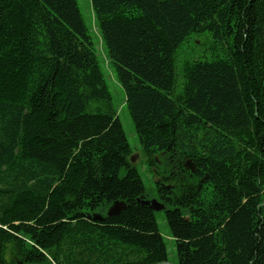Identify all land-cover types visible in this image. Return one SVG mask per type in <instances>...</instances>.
<instances>
[{
    "label": "trees",
    "instance_id": "trees-1",
    "mask_svg": "<svg viewBox=\"0 0 264 264\" xmlns=\"http://www.w3.org/2000/svg\"><path fill=\"white\" fill-rule=\"evenodd\" d=\"M89 1L102 52L76 0H0V264L168 261L103 51L176 264H264V0Z\"/></svg>",
    "mask_w": 264,
    "mask_h": 264
},
{
    "label": "rangeland",
    "instance_id": "rangeland-1",
    "mask_svg": "<svg viewBox=\"0 0 264 264\" xmlns=\"http://www.w3.org/2000/svg\"><path fill=\"white\" fill-rule=\"evenodd\" d=\"M79 7L81 16L88 27L90 33L93 35L98 50H101V40L98 36L97 29L95 27L91 6L89 0H76ZM214 41L208 31L193 32L189 34L183 43L179 46L175 54L174 70H175V86L176 90H179L182 84V65L185 61H196V60H210L213 55ZM219 46V43L217 44ZM104 59V67L107 74V83L109 90L113 97V103L117 108V113L124 133L127 137L128 143L133 151L134 160L132 163L138 169L141 178L144 183L146 199L144 200L147 204L153 207L155 212V218L159 232L164 237L168 252V262L171 264L177 263L176 252L173 246V240L169 237L168 228L164 219V205L156 198L154 194L155 181L160 178L153 170H149L144 158L142 157L141 151L139 150V143L135 134L134 126L131 119L126 111L124 105V92L122 87L118 84L109 62L105 58V51L101 54ZM164 183V182H163ZM166 185V183H165ZM170 187V185H167Z\"/></svg>",
    "mask_w": 264,
    "mask_h": 264
},
{
    "label": "water",
    "instance_id": "water-1",
    "mask_svg": "<svg viewBox=\"0 0 264 264\" xmlns=\"http://www.w3.org/2000/svg\"><path fill=\"white\" fill-rule=\"evenodd\" d=\"M130 160H131V162L134 160L133 156L131 157ZM185 166H186L187 168L191 169L192 171H194V166H193L191 163H188V164H186ZM144 203L147 204L145 201H144ZM147 205H149V204H147ZM116 207H117V206L112 207V208L110 209V211L108 212V214H110V213L116 211V210H117ZM150 207L153 209L152 206H150ZM157 264H171V263L168 262V261H164V262H160V263H157Z\"/></svg>",
    "mask_w": 264,
    "mask_h": 264
},
{
    "label": "bare ground",
    "instance_id": "bare-ground-1",
    "mask_svg": "<svg viewBox=\"0 0 264 264\" xmlns=\"http://www.w3.org/2000/svg\"><path fill=\"white\" fill-rule=\"evenodd\" d=\"M15 262V261H14Z\"/></svg>",
    "mask_w": 264,
    "mask_h": 264
}]
</instances>
